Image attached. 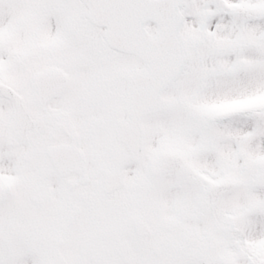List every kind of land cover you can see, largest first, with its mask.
Here are the masks:
<instances>
[{
  "label": "snow or ice",
  "instance_id": "6c2138e0",
  "mask_svg": "<svg viewBox=\"0 0 264 264\" xmlns=\"http://www.w3.org/2000/svg\"><path fill=\"white\" fill-rule=\"evenodd\" d=\"M0 264H264V0H0Z\"/></svg>",
  "mask_w": 264,
  "mask_h": 264
}]
</instances>
